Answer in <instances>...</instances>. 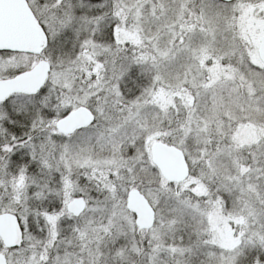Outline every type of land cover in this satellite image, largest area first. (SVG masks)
Returning <instances> with one entry per match:
<instances>
[{
    "label": "rangeland",
    "instance_id": "1",
    "mask_svg": "<svg viewBox=\"0 0 264 264\" xmlns=\"http://www.w3.org/2000/svg\"><path fill=\"white\" fill-rule=\"evenodd\" d=\"M27 4L47 36L42 58L50 66L43 88L60 98L62 107L88 109L93 121L56 139L59 119H52L42 168L33 173L24 167L8 175L1 159L14 146L32 153L35 147L25 142L0 147V214L15 213L19 234L16 246L1 243L7 264H196L190 245L177 237L174 215L167 212L170 197L183 205L192 202L204 217L201 232L209 261L203 264H235L238 238L213 200L203 206L199 201L209 198L203 171L215 170L211 166L220 156L218 149L229 156L235 150L243 155L249 147L252 159L264 139V72L256 50L264 2L97 0L102 16H91L83 2ZM80 34L84 38L71 60V40ZM54 53L69 61L60 63ZM38 60L0 54V79ZM135 65L152 71V83L142 97L126 101L120 83ZM128 124L144 134L137 155L127 154L123 144L139 138ZM165 142L186 160L187 175L179 183L165 181L152 163L151 147ZM247 157H241L233 177L244 204L255 193L253 185L240 181L253 173L242 164ZM144 161L157 176L143 182L134 177V165ZM216 170L219 179L226 178V164ZM41 171L49 181L39 177ZM136 183L154 212V224L145 233L136 228L126 205ZM31 198L42 204L35 214L27 209ZM75 198L85 202L79 215L66 208ZM31 221L38 226L37 236L29 233Z\"/></svg>",
    "mask_w": 264,
    "mask_h": 264
},
{
    "label": "trees",
    "instance_id": "2",
    "mask_svg": "<svg viewBox=\"0 0 264 264\" xmlns=\"http://www.w3.org/2000/svg\"><path fill=\"white\" fill-rule=\"evenodd\" d=\"M216 3L229 5L231 3H223L216 0H211ZM264 2V0H257ZM83 2L89 4V9L87 13L91 16H102V13H97L100 11V6L97 5V1H82L76 0L72 3ZM102 6V5H101ZM104 8V6H103ZM112 28V23H110L107 28L110 32ZM109 38L111 32L108 33ZM102 38H107L102 36ZM83 34L73 37L71 43L73 45V50L69 53V59L75 57L82 41ZM60 63H66L69 59L64 60L56 53H54ZM63 61V62H62ZM152 71L143 65H135L131 69L126 71V75L123 78V81L120 83V89L123 97L126 101L135 100L144 95L148 87L152 83ZM263 72V71H262ZM264 74V73H263ZM262 74V75H263ZM61 94V93H60ZM59 99V100H58ZM63 103L60 101V98H56L52 93L42 88L35 95H22L16 94L0 103V147L6 146L7 144H21L23 142L28 143L30 146L35 147L34 153L30 150L24 148H19V146H14L12 152L1 159L5 160L3 168H5L8 175L17 174L19 169L21 170L24 167L33 173L34 169L42 168V159L44 155L41 154L43 151L46 141H49L47 138L48 133L54 130V125L50 122L52 119H61L71 110L68 107H62ZM220 123L226 128V123L220 121ZM219 123V124H220ZM131 125V124H128ZM133 133L139 136L138 139L132 136L131 140L124 141L123 144L126 145V152L136 155L140 152L141 147L143 146V137L144 134L138 130L136 127L132 126ZM85 129H80L81 131ZM224 133H222V136ZM111 135L110 137H112ZM54 138H62L63 135H56ZM166 145L173 146V144L165 142ZM57 145L54 144V148ZM220 148L223 149L220 146ZM249 149V147H247ZM245 148L242 151L245 153L243 155L238 154L237 150L233 151L229 156L226 155L224 150L221 152L216 151L220 154L218 156L216 163L212 164L214 171L211 168L208 170L204 169L203 174L205 176V181L208 183L206 185V192L209 196L208 200L206 197L202 198L199 202H203L202 206L209 200H213L218 207H220V212L225 221L230 224V228L233 231V234L238 238V247L234 250V255H236L237 260L235 264H264V139L259 143L258 149L253 153V158L248 155L249 150ZM218 154V155H219ZM248 156L244 160L245 167H248V171H252L250 175L246 178L241 179V182H245L249 185H253L255 188V193L253 194L252 200L248 199L247 204L243 203L242 197V188L239 185L238 181H235L233 177L235 172H239V165L241 164V157ZM186 161V160H185ZM148 163L144 161L143 164H135V174L134 177L138 181L145 180L146 176L156 177L155 169L152 166H148ZM187 164V163H186ZM226 164V178L221 176V179L218 178L219 172L216 170V166L220 167ZM238 166V167H237ZM254 167L257 168V171H254ZM224 172L222 175H224ZM45 172L39 173V177L45 178L47 176L48 181L49 176ZM42 178V179H43ZM166 183V182H165ZM168 184V183H166ZM245 184V183H244ZM133 185L139 191L141 186ZM171 201H168V206L171 208L167 211L169 214H173L177 225L176 234L181 240L182 243L190 245L191 259L196 264H203L205 261H209L207 258L208 253L206 254L204 247V235L201 232V229L204 228L205 221L204 217L200 214V209L198 207H193L192 202L189 204H181L175 200V198L170 197ZM32 199V198H31ZM208 203H212L209 201ZM54 204V203H50ZM37 206L39 208H37ZM40 206H42L37 200H31L28 203L27 209L31 210L32 213H37ZM30 212V211H29ZM179 213L180 216H176V213ZM9 213L15 215L12 210H9ZM16 217V216H15ZM29 230L32 236H37L39 233L38 226L32 221L29 223ZM184 227V229H181ZM181 232V233H180ZM183 232V233H182ZM145 233V231L143 232ZM180 234V235H179ZM263 240L262 242H260ZM176 242H179L175 239ZM181 243V244H182ZM2 251V245L0 242V252ZM203 251V253H201Z\"/></svg>",
    "mask_w": 264,
    "mask_h": 264
},
{
    "label": "water",
    "instance_id": "3",
    "mask_svg": "<svg viewBox=\"0 0 264 264\" xmlns=\"http://www.w3.org/2000/svg\"><path fill=\"white\" fill-rule=\"evenodd\" d=\"M68 1V0H60ZM223 3H231L235 0H217ZM21 8V6L19 5ZM22 11H26L22 5ZM14 12L11 6L0 1V46L12 50H22L25 43L22 41L3 42V35L7 29H16L13 21ZM28 17H31L30 14ZM36 50L39 41L30 44ZM40 52L39 49L36 50ZM257 56L264 70V33L259 39ZM49 64L40 61L30 71L18 76L0 80V102L11 94H33L44 84ZM93 120L92 114L86 108L79 107L70 111L65 117L56 122V130L62 135H68L74 130L88 126ZM151 160L157 167L162 178L170 183H179L187 175V165L182 152L173 146L163 143H155L151 147ZM127 209L135 215V225L139 230H149L154 224V212L143 195L136 189H131L127 194ZM67 210L72 215H79L85 209V202L81 198H75L67 204ZM0 240L5 248H12L19 241L16 217L10 213L0 214ZM0 264H7L6 257L0 253Z\"/></svg>",
    "mask_w": 264,
    "mask_h": 264
},
{
    "label": "flooded vegetation",
    "instance_id": "4",
    "mask_svg": "<svg viewBox=\"0 0 264 264\" xmlns=\"http://www.w3.org/2000/svg\"><path fill=\"white\" fill-rule=\"evenodd\" d=\"M4 3H7L11 6L13 12H14V17L13 21L16 25V29L13 31L12 29H7L6 33L3 35V42H13V41H22L25 43L24 48L22 50H12L9 48H6L5 46H0V54L2 55H21V54H25V55H30V56H35L36 59L39 58V60L37 61V63H39L40 61H46L45 59H43L42 54L45 50V47L47 45V36H46V32L44 31V29L36 23V19L34 14L32 13V10L29 8L27 1L26 0H0ZM76 0H68L65 2H74ZM78 1V0H77ZM82 1H93V0H82ZM97 1V0H95ZM19 5L22 8H25L26 11H22V9L19 7ZM30 14L31 17H28V15ZM262 34L264 33V28L261 30ZM35 40L39 41V46L36 50L39 49L40 52H37L33 46H31L30 44L32 42H35ZM47 62V61H46ZM37 63H35L31 68H29L28 70H23L20 71L18 73H16L14 76L10 77V78H6V79H0V80H7V79H11L14 78L16 76H18L19 74L25 73L30 71ZM49 64V62H48ZM50 66V65H49ZM49 71V69H48ZM48 74V72H47ZM46 74V77H47ZM46 78L44 80V84H45ZM43 86L36 92L33 94H22V95H35L37 94L43 87ZM19 93H15V94H11L8 97H6L4 100L8 99L9 97L16 95ZM3 100V101H4ZM82 129V128H80ZM76 131V130H75ZM74 132V131H73Z\"/></svg>",
    "mask_w": 264,
    "mask_h": 264
}]
</instances>
